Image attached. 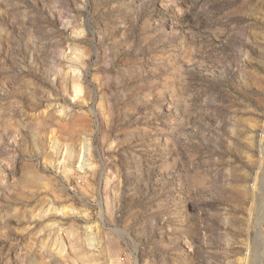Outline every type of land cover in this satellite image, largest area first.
<instances>
[{"label": "rangeland", "instance_id": "374dc122", "mask_svg": "<svg viewBox=\"0 0 264 264\" xmlns=\"http://www.w3.org/2000/svg\"><path fill=\"white\" fill-rule=\"evenodd\" d=\"M0 264H264V0H0Z\"/></svg>", "mask_w": 264, "mask_h": 264}]
</instances>
